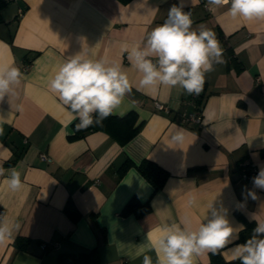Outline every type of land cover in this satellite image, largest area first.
<instances>
[{"label":"crops","instance_id":"1","mask_svg":"<svg viewBox=\"0 0 264 264\" xmlns=\"http://www.w3.org/2000/svg\"><path fill=\"white\" fill-rule=\"evenodd\" d=\"M10 2L13 7L0 11V65L18 67L24 77L14 95L0 100V167L20 171L24 186L12 192L8 171L0 176V217L19 224L12 238L0 243V264H56L61 252L95 247L101 264H143L145 255L156 264L149 234L154 239L165 224L185 220L195 230L212 202L233 227L256 224L253 216L264 221V190L241 178L247 163L264 169V20L234 19L226 14L228 6L184 0L193 29H211L222 48V63L205 77L199 126L184 119L196 109L194 95L178 87L138 90L140 74L122 51L143 42L181 0ZM83 51L128 72L132 91L114 114L135 111L144 123L125 145L100 130L68 138L73 114L48 81L60 62ZM177 133L183 137L179 143L173 140ZM41 152L52 160H42ZM126 158L151 159L171 175L152 194L134 166L118 175ZM133 195L149 199L151 210L141 217L121 215ZM68 198L81 213L77 221L63 209ZM19 237L28 239L27 249L17 248ZM236 244L241 243L220 250L225 260H234L230 249ZM208 262L209 252L194 258V264Z\"/></svg>","mask_w":264,"mask_h":264},{"label":"clouds","instance_id":"2","mask_svg":"<svg viewBox=\"0 0 264 264\" xmlns=\"http://www.w3.org/2000/svg\"><path fill=\"white\" fill-rule=\"evenodd\" d=\"M217 8L228 6L226 14L234 19L264 20V0H207ZM184 0L173 5L163 23L157 24L141 43L122 49L132 69L140 74L139 89L156 93L161 87L180 88L189 95H199L203 90L206 74L214 65L222 63V48L211 29H193L191 13L183 10ZM24 73L12 65H0V100L14 95ZM49 89L79 122L77 130L87 129L111 116L132 91L126 69L107 58H95L84 51L60 62L48 81ZM2 123V121H0ZM3 129L0 128V134ZM177 133L173 140L182 141ZM8 171L6 182L12 192L23 188L21 172L0 167V176ZM254 188L264 190V169L252 180ZM248 195L257 199L254 191ZM194 198L189 204L194 203ZM256 220L253 234L245 242L230 249L240 264H264V221ZM189 221L165 224L157 229L149 242L156 253V264H194V258L208 252L216 254L239 238L243 226L233 227L222 209L209 203L203 222L193 230ZM19 224L0 217V243L10 240ZM143 264H153L148 255Z\"/></svg>","mask_w":264,"mask_h":264},{"label":"trees","instance_id":"3","mask_svg":"<svg viewBox=\"0 0 264 264\" xmlns=\"http://www.w3.org/2000/svg\"><path fill=\"white\" fill-rule=\"evenodd\" d=\"M11 0H0V11ZM126 3L129 0H120ZM18 15L15 16V19ZM228 50V48H226ZM206 83H204L203 90L199 95H194V101L196 108L201 109L205 98ZM79 121L74 119L71 123L73 133L68 136L69 139H76L85 136L91 131H104L113 137L119 144L125 145L128 143L137 133L140 131L144 121L139 120L138 114L135 111H129L124 115L112 114L107 119L103 120L100 124H95L87 129L77 130L75 125ZM261 154L264 155V149H261ZM17 160V156L8 162V164L14 163ZM131 166H134L139 173L151 184L152 194L160 190L169 178L171 173L159 165L157 162L143 158L139 163L133 162L130 158H126L122 164L118 167L117 173L119 176ZM65 213L74 221H77L81 217L80 211L77 209L73 201L68 198L64 205ZM151 210L149 199L146 201H140L135 195H133L127 203L123 206L120 214L127 216L133 214L135 217H141ZM256 227L254 222L247 221L245 227L239 232V238L235 240V243H243L253 234V229ZM28 239L17 238L15 245L19 249H27ZM56 264H101L97 248H93L89 251L80 252H61L57 255ZM208 264H240L237 259L225 260L219 250L216 254L209 252Z\"/></svg>","mask_w":264,"mask_h":264},{"label":"built area","instance_id":"4","mask_svg":"<svg viewBox=\"0 0 264 264\" xmlns=\"http://www.w3.org/2000/svg\"><path fill=\"white\" fill-rule=\"evenodd\" d=\"M23 9V8H22ZM22 9H20L19 12H22ZM27 66L23 65L22 70H26ZM156 106L159 110H165L168 111L167 106L161 104V103H156ZM185 121L187 122H192L197 125H201L202 123V110L199 108H196L195 111L192 113L188 114L185 118ZM39 157L47 162H50L52 159L44 152H41L39 154ZM259 171L257 168L252 164V163H247L243 166L242 171H241V178L244 180H251L255 176H257Z\"/></svg>","mask_w":264,"mask_h":264},{"label":"rangeland","instance_id":"5","mask_svg":"<svg viewBox=\"0 0 264 264\" xmlns=\"http://www.w3.org/2000/svg\"><path fill=\"white\" fill-rule=\"evenodd\" d=\"M14 2H9L7 5H5L3 8H7V7H9V6H11V7H13L12 5H14L13 4Z\"/></svg>","mask_w":264,"mask_h":264}]
</instances>
